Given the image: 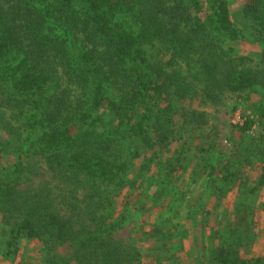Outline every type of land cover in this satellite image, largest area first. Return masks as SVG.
Masks as SVG:
<instances>
[{"label": "trees", "instance_id": "1", "mask_svg": "<svg viewBox=\"0 0 264 264\" xmlns=\"http://www.w3.org/2000/svg\"><path fill=\"white\" fill-rule=\"evenodd\" d=\"M245 2L257 57L233 45L247 35L229 0H0V154L15 161L0 166L6 262L26 241L40 244V264H161L116 232L137 202L150 199L144 219L166 197L179 200L165 187L187 165L160 160L156 148L171 156L174 143H195L206 115L179 104L199 97L217 106L227 93L259 94L258 121L239 128L258 124L261 134L249 137L238 170L207 166L211 178L231 183L252 162L264 187V0ZM165 221L150 235L159 250L176 239ZM262 261L210 249L211 264Z\"/></svg>", "mask_w": 264, "mask_h": 264}, {"label": "rangeland", "instance_id": "2", "mask_svg": "<svg viewBox=\"0 0 264 264\" xmlns=\"http://www.w3.org/2000/svg\"><path fill=\"white\" fill-rule=\"evenodd\" d=\"M245 4V0H229L235 23L247 35L245 40L233 45L240 53L257 57L260 49L251 43L252 30L244 24L241 16ZM259 99V94L251 95L249 101H244L236 94L227 93L224 101L217 106L204 104L200 97L193 104L180 103V106H187V109L195 113L205 114L206 118L203 119L200 130L193 132L195 139L197 138L194 144L185 143L186 141L174 143L169 148H176L171 156L164 155L160 146L156 148L160 160L181 158L182 164L187 165L179 182L174 180L169 185L171 189L165 187L166 191H177L180 194L179 200L171 202L172 197H166L160 204L162 208L157 205L153 209L142 211L149 214L144 219L139 210L150 199L137 202V211L130 212L129 222L116 232L117 238L127 242L131 240L147 256L162 258L161 264H211L210 249L221 245L232 250L239 249L244 258L264 260V187L258 186L259 167L252 162H245L241 174L234 176L231 183H225L221 180L225 174L218 179L211 178L207 166L210 162L219 168L220 164L222 166L229 162L230 173L226 174L234 175L238 170L234 164L242 162L243 159L238 156H248L251 143L249 137H258L261 134L258 124L247 132H241L239 128L244 126L247 119L258 121L253 104ZM196 147H205L207 152L203 154ZM11 156L0 154L1 168H9L14 164ZM154 194L151 192L150 195ZM164 203H170V206L166 207ZM155 208H160L158 213H155ZM116 219L120 221L122 218ZM164 221L167 223L165 230L168 228L176 239L174 243L171 242L172 247L159 250L150 235L154 230L153 226ZM3 236L5 238L0 224V240ZM20 248L18 259L11 263L6 262L0 252V264H40L39 243L25 241ZM147 264L156 263L149 259Z\"/></svg>", "mask_w": 264, "mask_h": 264}]
</instances>
